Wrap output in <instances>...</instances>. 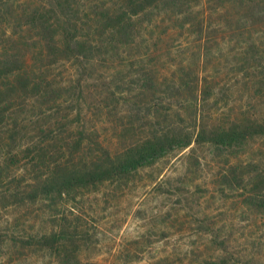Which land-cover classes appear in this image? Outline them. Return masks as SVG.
<instances>
[{"label": "rangeland", "instance_id": "1", "mask_svg": "<svg viewBox=\"0 0 264 264\" xmlns=\"http://www.w3.org/2000/svg\"><path fill=\"white\" fill-rule=\"evenodd\" d=\"M116 2L111 0L105 6ZM234 2L154 0L148 15L134 19V41L148 42L146 50L151 58L147 60L153 59L167 68L194 58L196 61H190L195 71L203 76L211 72L217 76V87H227V94L215 107L208 105L211 97L203 103L205 111L197 112L203 127L228 124L243 115L259 118L264 114V97L251 88L252 73L237 70V54L247 35L239 33L243 21L236 22L240 15ZM260 6L264 8V4ZM237 7L241 13L242 8L238 4ZM183 20L187 21L182 24L185 28L194 23L202 25L203 31L180 33ZM257 24L263 32L264 21ZM261 33L253 32V36L257 38ZM97 36L101 40L108 38L107 33ZM139 51L142 54L145 50ZM125 56L119 55L110 62L105 55L95 71H78L70 62L53 64L47 71L51 84L57 83L58 88L65 90L81 74L89 94L85 95L86 100L77 92L63 96L72 102L66 99L57 110L58 116L37 118L36 107L28 104L26 108L21 103L9 106L7 114L17 118L18 126L13 139L0 145V163L6 164L8 146L13 151L22 150L17 154L18 167L13 163L8 168H19L15 172L23 174L21 184L25 186L32 179L30 173L24 172L25 166L30 168L27 163L33 155L24 149L26 144L37 137L40 127L56 130V120L67 123L64 138L71 139L85 128L92 140L98 139L110 148L113 145L112 149L119 141L112 134V127L126 119L124 112L130 113L129 125L136 127L135 134L125 135L126 140L138 141L151 129L153 104L134 106L129 100L123 105L116 93L104 101L111 114L106 109L100 112L104 102L98 100L108 92L103 77H110L118 66L126 65ZM159 103V120L168 114L173 126L194 130L181 100ZM1 134L0 137L5 136ZM47 150L55 151L51 146ZM259 173L264 179V135L260 134L240 148L216 149L200 143L169 151L152 165L128 174L124 181L72 190L69 196L56 198L53 206L40 198L18 203L4 185L0 187V199L1 193L6 194L0 200V264H264V211L253 208L248 199H264V181L257 192L253 186L252 175ZM17 183H11V188ZM61 216L72 219L81 230L82 237L77 234L75 244L67 241L64 249L59 246L52 251L34 242L37 236L57 231L59 224H64Z\"/></svg>", "mask_w": 264, "mask_h": 264}, {"label": "trees", "instance_id": "2", "mask_svg": "<svg viewBox=\"0 0 264 264\" xmlns=\"http://www.w3.org/2000/svg\"><path fill=\"white\" fill-rule=\"evenodd\" d=\"M109 1L0 0V133L5 135L0 137V145L6 139H13L18 126L17 118L7 114L9 106H19L21 103L27 108L29 104L38 109L37 118L39 115L52 117L59 115L57 110L66 99L72 102L70 98L63 97H67L69 92L79 93L84 100L86 96L89 97L86 80L81 74L65 90L58 88L57 83L51 84L47 71L53 64L70 62L78 71H95L105 55H108L106 60L110 62L114 57L126 55V65L118 66L110 77H103L108 92L103 97L99 96L98 101L103 103L117 93L123 105L131 100L134 106L149 103L155 107L151 129L135 142L125 139L127 133H136V127L129 125L130 113L124 112L126 119L112 127V134L119 137L114 149L113 145L110 148L102 145L98 139L92 140L85 128L77 129L71 139L64 138L62 133L64 129L67 130V123L59 120H56V130L51 126L40 127L37 137L24 148L33 153L27 163L30 168H24V172L30 173L32 178L25 186L21 184L23 174L15 172L19 168L8 171L13 163L18 167L17 154L22 150L13 151L8 146L4 157L6 164L0 163V187L6 185L9 194L17 198L18 203L34 202L40 198L53 206L55 200L69 196L72 190L124 181L128 174L152 165L169 151L183 150L191 144L200 143L216 149L240 148L255 135H264V114L259 118L243 115L241 119L236 117L228 124L216 123L210 127L199 124L197 112L205 111L203 103L213 97L208 105L215 107L227 94V87L216 86L218 81L215 74L207 72L208 75L203 76L195 71L192 65L196 61L194 58L184 59L167 68L165 64L159 66L153 59L147 60L151 58L146 50L148 42L134 41V19L148 15L154 0H117L116 5L105 6ZM235 1L234 8L240 15L236 22L243 21V29L239 33L247 35L237 54L239 66L235 65L238 71L243 69L252 73L251 88L264 97V31L257 24L264 21V8L260 6L264 0ZM237 4L242 8L241 13ZM185 22L183 20L179 24L180 33L183 30H186V34L203 31L200 24L192 23L185 28L182 25ZM252 31L255 35L262 33L255 38ZM103 33L108 34L105 40L97 36ZM140 47L145 50L142 54H139ZM43 61H48V64H43ZM172 100L182 101L194 130L173 126L168 114L162 115V122L158 119V116L161 117L156 114L159 102L171 103ZM104 107L101 113L107 108L106 102ZM106 113L109 115L111 111L107 110ZM45 136L48 140H45ZM59 143L63 145L59 146ZM18 145L21 148V144ZM49 146L55 150L53 153L47 150ZM252 176L254 191L257 192L264 179L261 173ZM16 181L18 183L11 188V183ZM249 182H252V178H249ZM1 195V199L6 196L5 193ZM255 197L248 198L249 203L256 210L264 211V199ZM61 219L64 224H59L57 231L37 236L34 242L52 251L59 249V246L64 249L67 241L75 244V236L78 234L82 237L81 230L79 232L78 225L73 224L72 219L62 216ZM75 219L78 222V217Z\"/></svg>", "mask_w": 264, "mask_h": 264}]
</instances>
